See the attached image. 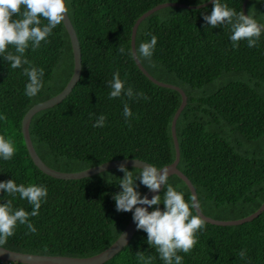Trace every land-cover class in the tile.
Instances as JSON below:
<instances>
[{"label": "trees", "instance_id": "1", "mask_svg": "<svg viewBox=\"0 0 264 264\" xmlns=\"http://www.w3.org/2000/svg\"><path fill=\"white\" fill-rule=\"evenodd\" d=\"M173 1L198 4L206 0H66L67 16L80 47V74L58 103L35 112L28 124L32 145L48 166L77 171L111 159L138 158L157 168L170 163L174 149L170 134L172 115L180 94L154 84L135 65L129 34L134 20L154 5ZM242 0H221L241 11ZM213 1L199 8L165 6L145 16L134 35L135 50L157 37L151 62L140 59L155 79L178 86L185 104L175 120L179 150L177 168L193 185L200 210L215 219H236L255 211L264 200V32L256 47L240 41L233 48L231 25L211 28L203 20ZM247 15L264 24V0H247ZM23 11V8H22ZM19 17H13L16 19ZM47 21L42 18V25ZM41 46L31 45L25 57L44 69L43 88L32 98L25 94L29 78L12 69L0 56V135L16 149L10 160L0 158V182L43 185L48 189L39 215L29 217L37 229L19 225L3 247L21 252L90 256L106 248L121 232L132 212H118L113 195L122 191L119 167L76 179H61L40 171L30 159L20 131L25 111L58 93L69 79L72 50L62 25L53 29ZM124 47L125 52L119 51ZM8 51L15 54L9 46ZM119 71L125 89L143 92L150 99H110L109 81ZM127 103L133 115H123ZM105 126L93 127L98 117ZM133 176L138 167L126 166ZM141 195L146 187L140 184ZM168 183L190 198L186 184L175 174ZM163 185L157 195L163 199ZM32 211L19 194L0 191V203ZM157 206L149 207V211ZM162 211L164 205L158 206ZM193 214L196 213L193 210ZM190 253L179 252L182 264H264V209L249 221L215 225L205 221ZM244 251V258L240 252ZM164 264L147 233L133 235L110 259L100 264H142L137 253ZM0 264H23L0 260Z\"/></svg>", "mask_w": 264, "mask_h": 264}, {"label": "clouds", "instance_id": "2", "mask_svg": "<svg viewBox=\"0 0 264 264\" xmlns=\"http://www.w3.org/2000/svg\"><path fill=\"white\" fill-rule=\"evenodd\" d=\"M68 12L66 0H0V56L10 63L12 69L29 65L23 69L29 78L25 88V94L29 98L35 97L42 90L44 69L32 66L25 57V52L30 45L35 51L42 41L47 43L53 29L65 20ZM14 16L19 18L13 19ZM42 18L47 21L46 24L42 25ZM203 20L211 28L231 25L230 40L233 48H237L239 42L244 40L249 48L256 47L264 32V24L258 23L252 15H245L242 11L237 13L235 9L221 3V0H213L211 14L204 15ZM156 44L157 37L153 35L150 42L141 43L135 52L130 50L128 54L137 60L145 59L151 62ZM9 46L15 49V54L8 51ZM119 51L124 53V47L121 46ZM109 87L110 99L121 97L122 94L129 99H150L143 92L134 93L132 87L125 89V81L121 80L119 71L114 73ZM123 115L126 120L133 115L127 103L124 104ZM105 121V115L101 114L93 127H103ZM15 151L12 142L0 135V158L10 160ZM138 168L140 172L134 177L133 172L125 165L119 166L118 170L124 173V177L119 183L122 191L113 195L116 210L133 213L137 229L147 233V243L155 247L164 264H182L183 257L178 253H190L198 243L197 233L205 227L203 218L193 214V210L199 207L198 197L193 194L186 201L184 193L168 183L170 169L167 167L157 168L145 163L143 167ZM136 180L152 192H159L164 185L166 191L163 199L160 195H154L151 199L147 195L142 196L137 191ZM0 191L13 197L19 194L21 199H26L33 206L29 213L23 208L14 209L11 200L0 203V246L6 244L8 238L15 234L18 224L26 225L29 232L36 233L37 229L29 221V217L39 215L48 189L43 185H18L14 179H10L0 182ZM161 202L164 205L163 211L158 207ZM141 205L157 207L149 211L148 207ZM239 255L244 258L245 252L241 251ZM137 256L142 264H151L152 258L146 259L143 252L137 253Z\"/></svg>", "mask_w": 264, "mask_h": 264}, {"label": "water", "instance_id": "3", "mask_svg": "<svg viewBox=\"0 0 264 264\" xmlns=\"http://www.w3.org/2000/svg\"><path fill=\"white\" fill-rule=\"evenodd\" d=\"M213 0H206L202 3L198 4H185V3H179V2H173V1H164L161 3H158L154 5L153 7L147 9L143 13H141L132 23L131 29H130V34H129V45H130V50H133L135 52V46H134V35L136 31V27L138 23L147 15H149L151 12L165 7V6H176V7H181V8H188V9H193V8H199L201 6H204ZM247 0H242L241 2V11L247 15L246 10H245V5H246ZM62 25L68 35L69 41H70V46L72 50V58H73V66H72V72L63 86V88L56 94L50 96L49 98L37 102L33 105H31L23 114L20 122V131L21 135L24 141L25 148L27 150V153L32 160L33 164L43 173L55 177V178H61V179H76V178H81L84 176H89L94 173H97L102 170L110 169V168H115L119 167L120 165H125V166H132V167H143L145 163H148L142 159L138 158H119V159H111L104 161L102 163L92 165L90 167H87L85 169L77 170V171H60L56 170L48 165H46L41 158L37 155L31 139L29 137V132H28V124L29 121L32 117V115L44 108L50 107L54 105L55 103H58L64 96L69 93L75 82L79 78L80 74V47L78 44V40L75 34V31L71 25V22L68 18L67 15H65V20L62 22ZM132 59L137 66V68L154 84L172 88L176 90L180 94V102L176 110L174 111L171 122H170V134H171V139H172V144H173V149H174V158L170 163H167L165 165H162L160 168H169L171 174H175L178 176L187 186L189 192H190V197L193 194H196L195 189L193 185L191 184L190 180L177 168V162L179 160V150H178V144H177V139L175 135V120L182 109L183 105L185 104V94L184 92L176 85L169 84V83H164L161 82L157 79H155L153 76H151L141 65L139 60L134 58L132 56ZM150 164V163H148ZM163 185L161 186L162 189ZM160 189V190H161ZM159 190V191H160ZM159 192H152L148 188L144 191L142 196L147 195L149 199H151L154 195H157ZM142 207H148L147 205H141ZM264 209V200L263 202L259 205V207L249 213L246 216L236 218V219H215L210 216L205 215L199 207L194 209V212L198 215H200L204 221L215 224V225H236L243 223L245 221L251 220L253 217L257 216L260 211ZM137 228L136 223L133 221V213L131 214L130 218L128 219L127 223L124 225L123 229L121 232L118 234V236L103 250L90 255V256H83V257H78V256H68V255H48V254H37V253H29V252H21V251H14L7 249L3 246H0V260L3 261H13V262H18V263H23V264H100L108 259H110L115 253H117L124 245L127 244L131 236L133 235L135 229Z\"/></svg>", "mask_w": 264, "mask_h": 264}]
</instances>
